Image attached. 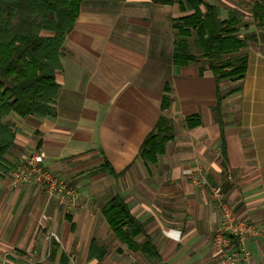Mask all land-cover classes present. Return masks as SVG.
Masks as SVG:
<instances>
[{
    "label": "crops",
    "instance_id": "crops-1",
    "mask_svg": "<svg viewBox=\"0 0 264 264\" xmlns=\"http://www.w3.org/2000/svg\"><path fill=\"white\" fill-rule=\"evenodd\" d=\"M184 14L179 0L81 2L61 49L56 112L9 116L16 136L5 156L12 168L41 153L47 169L79 185V198L61 204L42 184L0 177V264H263L264 239H251L250 263L213 246L211 186L239 219L263 225L264 30L249 26L257 40L245 48V77L221 83L222 92L240 86L223 99L221 125L212 71L174 62L172 23ZM161 117L165 151L149 162L140 148ZM115 196L143 223L130 241L104 214ZM43 213L60 242L39 230Z\"/></svg>",
    "mask_w": 264,
    "mask_h": 264
},
{
    "label": "trees",
    "instance_id": "trees-1",
    "mask_svg": "<svg viewBox=\"0 0 264 264\" xmlns=\"http://www.w3.org/2000/svg\"><path fill=\"white\" fill-rule=\"evenodd\" d=\"M82 1L0 0V177L11 169L5 156L16 136V128L8 117H44L56 112L60 90L56 72L62 66L61 49ZM179 2L185 14L172 23L176 31L174 62L178 66L198 63L200 72L212 71L217 83L213 111L223 125L219 118L223 99L240 86L223 93L221 83L245 77L249 60L245 48L256 42V31H248L253 23H243L237 6L227 9V17L223 18V5L218 1ZM251 8L255 28L264 30V0L252 1ZM170 100L171 96L164 95L162 107H167ZM166 124L161 117L143 141L140 154L146 161H156L157 155L165 151L167 137L161 134ZM109 170L114 172L111 167ZM104 214L121 240L130 241L144 231L143 223L120 196L105 205ZM153 255L157 256L155 249Z\"/></svg>",
    "mask_w": 264,
    "mask_h": 264
},
{
    "label": "built area",
    "instance_id": "built-area-1",
    "mask_svg": "<svg viewBox=\"0 0 264 264\" xmlns=\"http://www.w3.org/2000/svg\"><path fill=\"white\" fill-rule=\"evenodd\" d=\"M43 159L41 153H35L15 164L8 172L10 185L20 187L28 182H36L45 186L50 196H56L61 204L76 202L79 198V185L52 173L43 165ZM211 195L220 209L219 223L212 237L213 246L231 263L239 259L250 263L253 257L250 241L264 239V223L257 225L246 219H239L219 187L211 186ZM48 218L46 213L41 215L39 230L49 241L60 242L59 235L45 224Z\"/></svg>",
    "mask_w": 264,
    "mask_h": 264
},
{
    "label": "rangeland",
    "instance_id": "rangeland-1",
    "mask_svg": "<svg viewBox=\"0 0 264 264\" xmlns=\"http://www.w3.org/2000/svg\"><path fill=\"white\" fill-rule=\"evenodd\" d=\"M220 2L224 9H229L232 6H237L241 10L242 13V21L243 23H253L252 15H251V3L254 0H215ZM256 24V23H255ZM228 82V81H225ZM227 91L223 90V93H226Z\"/></svg>",
    "mask_w": 264,
    "mask_h": 264
}]
</instances>
